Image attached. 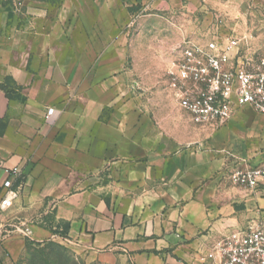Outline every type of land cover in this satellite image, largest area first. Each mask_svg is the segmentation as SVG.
Returning <instances> with one entry per match:
<instances>
[{"label":"crops","instance_id":"1","mask_svg":"<svg viewBox=\"0 0 264 264\" xmlns=\"http://www.w3.org/2000/svg\"><path fill=\"white\" fill-rule=\"evenodd\" d=\"M28 2L21 24L0 4V83L11 77L24 98L0 90V199L17 193L0 221L18 227L0 245V264L16 260L26 240L54 236L111 263L217 264L208 254L221 238L264 215V197L229 180L233 169L264 162V119L240 109L232 125L215 128L183 113L196 127L187 126L165 100L143 107L138 64L123 60L132 30L122 24L138 5L154 20L196 4ZM168 60L169 52L164 73ZM164 90L169 98L166 80Z\"/></svg>","mask_w":264,"mask_h":264},{"label":"built area","instance_id":"2","mask_svg":"<svg viewBox=\"0 0 264 264\" xmlns=\"http://www.w3.org/2000/svg\"><path fill=\"white\" fill-rule=\"evenodd\" d=\"M165 80L168 93L194 124L218 128L244 107L264 115V57L250 56L236 36L217 32L183 40L169 51ZM52 113L48 109L46 114ZM229 180L264 197V162L233 169ZM16 196L15 190L7 189L0 212L12 206ZM17 231L14 224L0 221V245L7 234ZM208 257L217 264H264V215L225 234Z\"/></svg>","mask_w":264,"mask_h":264},{"label":"rangeland","instance_id":"3","mask_svg":"<svg viewBox=\"0 0 264 264\" xmlns=\"http://www.w3.org/2000/svg\"><path fill=\"white\" fill-rule=\"evenodd\" d=\"M29 0H0V4L11 13V20L21 24L31 13ZM190 11L171 14L170 17H153L154 20L144 19L146 8L142 5L134 6L133 18L122 24L125 30H132L124 37L127 52L123 60L127 64L136 61L139 67L137 80L139 81L140 100L143 107H163L165 100L167 107L177 111L179 120L187 126L196 127L187 119V114L175 106L172 97L167 96L165 89L164 58L169 50L185 39L199 40L209 34L220 32L224 35L238 37L239 44L250 56L264 57V0H192ZM142 16V17H141ZM161 16V15H160ZM143 18L139 21L138 18ZM11 21V22H12ZM139 28V35H134ZM131 40L137 41V52H130ZM168 103L170 105H168ZM245 116L253 119H264V115L255 112L250 107ZM240 110V109H239ZM253 111V112H251ZM187 116H185L184 114ZM189 118V117H188ZM228 121L226 127L232 125ZM201 133V130H200ZM205 136V132L202 131ZM261 133V138L264 139ZM261 150L264 145H260ZM4 264H120L105 260L91 259L87 254L76 252L65 240L54 236L48 240H26L24 248L14 261Z\"/></svg>","mask_w":264,"mask_h":264},{"label":"trees","instance_id":"4","mask_svg":"<svg viewBox=\"0 0 264 264\" xmlns=\"http://www.w3.org/2000/svg\"><path fill=\"white\" fill-rule=\"evenodd\" d=\"M9 17H11V13L9 12L8 13ZM0 90H2L6 97L8 99H11V98H14V99H17V100H24V98L21 96L20 94V90H21V87L18 86L14 80L7 76L5 77L4 81L2 83H0ZM66 228H64L60 233V235L62 236H65L66 234ZM54 233H58V230H53Z\"/></svg>","mask_w":264,"mask_h":264}]
</instances>
